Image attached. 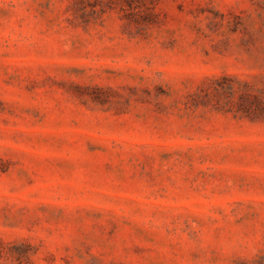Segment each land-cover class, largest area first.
<instances>
[{"label": "rangeland", "instance_id": "obj_1", "mask_svg": "<svg viewBox=\"0 0 264 264\" xmlns=\"http://www.w3.org/2000/svg\"><path fill=\"white\" fill-rule=\"evenodd\" d=\"M0 264H264V0H0Z\"/></svg>", "mask_w": 264, "mask_h": 264}]
</instances>
